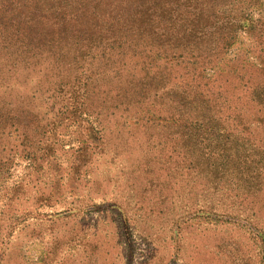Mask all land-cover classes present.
Segmentation results:
<instances>
[{
    "label": "rangeland",
    "instance_id": "obj_1",
    "mask_svg": "<svg viewBox=\"0 0 264 264\" xmlns=\"http://www.w3.org/2000/svg\"><path fill=\"white\" fill-rule=\"evenodd\" d=\"M1 1L0 264H264V0H191L241 19L204 68L78 53ZM150 1V40L173 42L188 1Z\"/></svg>",
    "mask_w": 264,
    "mask_h": 264
},
{
    "label": "trees",
    "instance_id": "obj_2",
    "mask_svg": "<svg viewBox=\"0 0 264 264\" xmlns=\"http://www.w3.org/2000/svg\"><path fill=\"white\" fill-rule=\"evenodd\" d=\"M31 1L34 2L27 3L26 0H21L19 3L34 5L33 9L37 10V14L45 22L43 41L55 36L64 40L74 38L78 41L79 47L76 49L78 53L81 49L87 52L104 46L105 49L102 50L106 51L107 47L108 54L115 50L121 52V56L128 53L129 56L140 57L141 53L147 54L145 52L148 51L158 53L165 58L172 56L176 60L188 56L192 59V63L200 61L203 68L211 63L216 52L229 47L241 20L239 18L229 24L215 25L207 16V10L187 0L188 4L181 13L186 15L185 18L180 22L170 19V24L165 26L167 31L174 30L178 36L173 42L153 41L154 38L151 37L150 40V36L155 32L154 26L142 23L149 16L150 0H55L54 2L50 0L53 4H49L46 10L40 6V0ZM3 3L5 2L0 0V4ZM0 6L2 8V5ZM51 9H54L55 13L47 14V10ZM175 9L173 8L172 11ZM178 15L176 14L175 17ZM47 17L52 18L53 22ZM256 27L259 28L257 31L260 34L264 33V17L258 19L257 24H253V28ZM24 29L26 37H30L32 25L24 24ZM35 30L36 28L31 34ZM215 36L217 38H213ZM128 102L131 100L128 99ZM5 116V119H9L7 117L9 115Z\"/></svg>",
    "mask_w": 264,
    "mask_h": 264
}]
</instances>
